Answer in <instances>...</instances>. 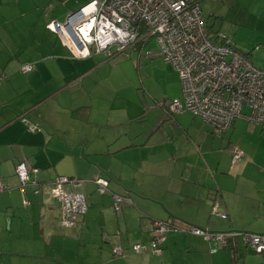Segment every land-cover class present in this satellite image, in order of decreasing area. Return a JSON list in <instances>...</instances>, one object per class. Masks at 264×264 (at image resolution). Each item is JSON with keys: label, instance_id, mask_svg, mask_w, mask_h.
Masks as SVG:
<instances>
[{"label": "crops", "instance_id": "1", "mask_svg": "<svg viewBox=\"0 0 264 264\" xmlns=\"http://www.w3.org/2000/svg\"><path fill=\"white\" fill-rule=\"evenodd\" d=\"M92 1L0 0V264H264V258L246 257L255 253L240 239L226 249L182 232L167 236L161 255L133 252L134 245L150 244L153 221L264 234V126L248 120V107L221 136L188 112L171 114L168 104L182 96L172 65L169 74L178 84L169 97L129 96L119 54L75 58L47 26ZM252 1L264 9V0ZM201 4L209 37L220 44ZM232 45L264 69V59L254 54L264 53V39L250 52ZM29 65L34 70L24 74ZM235 149L245 154L238 163ZM20 165L39 170L24 193ZM58 177L85 182L65 186L85 195L88 207L70 229L61 226V204L50 191ZM98 179L109 181L105 195L97 192ZM245 194L254 203L238 220L233 214ZM113 196L132 205L117 213Z\"/></svg>", "mask_w": 264, "mask_h": 264}, {"label": "built area", "instance_id": "2", "mask_svg": "<svg viewBox=\"0 0 264 264\" xmlns=\"http://www.w3.org/2000/svg\"><path fill=\"white\" fill-rule=\"evenodd\" d=\"M79 13L78 20L70 14L65 22H51L47 26L59 34L75 58L86 59L94 52L111 58L141 41L155 39L161 57L178 73L182 86V98L168 104L171 114L188 112L212 127L216 136H221L248 107L251 111L248 120L264 126V69L238 52L226 36L219 35L220 44L210 39L199 0H93ZM33 70L30 65L21 68L24 74ZM29 130L36 128L29 126ZM244 157L243 151L235 149L233 163ZM38 171L18 166L16 173L22 193L29 184H36L33 179ZM84 183L67 177H58L50 183L53 198L61 204L60 224L65 229L73 228L88 208L85 195L68 192L65 186ZM94 183L100 195L108 192V180L98 179ZM4 190L1 186L0 192ZM113 199L117 213L124 205H132L129 198L113 196ZM214 214L226 218L216 210ZM177 232L202 237L222 248L240 239L254 253L264 255V234L211 233L160 221L152 222L150 244L134 245L133 252L160 255V245L169 234ZM114 254L123 256L121 248H115Z\"/></svg>", "mask_w": 264, "mask_h": 264}, {"label": "rangeland", "instance_id": "3", "mask_svg": "<svg viewBox=\"0 0 264 264\" xmlns=\"http://www.w3.org/2000/svg\"><path fill=\"white\" fill-rule=\"evenodd\" d=\"M200 3H202L204 17L210 20V26H214L215 32L219 31L220 35L226 36L244 51L250 52L261 47L258 45V40L264 39V9L254 6L252 0H202ZM211 13H214L215 17H211ZM147 51L153 52L155 56L151 59L150 56H147ZM113 52H115V49H113ZM254 52L257 57L264 59L262 51L257 52L255 50ZM158 53L160 51L154 39L144 48L140 49L132 46L122 55L119 54L122 66L127 67V70L121 76L123 82L128 86L129 96L135 93L141 96L169 97V93H173V88H177L178 82H175L169 74V69L172 68L171 65L167 64L162 57H159ZM255 55L252 56L254 60H256ZM255 64L259 66L258 62ZM177 78L181 85L179 75H177ZM169 83H172V86ZM135 87L137 89L134 91ZM145 89L148 92H145ZM181 98L182 96L178 99ZM243 113L248 114L249 109L244 108ZM234 147L232 145L230 151H233ZM254 174L259 175L258 172H254ZM241 199V209H236L233 214L238 220L245 217V214L249 211L247 207L250 208L254 203V197L248 198L246 194L245 198ZM259 217L263 218L261 221L264 226V214L259 215ZM262 223L256 224L257 228L262 226ZM252 254L246 255V257H255L261 260L264 258L262 255Z\"/></svg>", "mask_w": 264, "mask_h": 264}, {"label": "trees", "instance_id": "4", "mask_svg": "<svg viewBox=\"0 0 264 264\" xmlns=\"http://www.w3.org/2000/svg\"><path fill=\"white\" fill-rule=\"evenodd\" d=\"M205 22V21H204ZM205 28H206V24H205ZM207 30V29H206ZM233 46V45H232ZM246 56V55H245ZM28 125L29 126H33V127H35L36 128V130L35 131H39V128L37 127V126H34V125H32V124H29L28 123ZM232 127V126H231ZM230 127V128H231ZM229 128V129H230ZM229 131V130H228ZM224 134V133H223ZM172 224V223H171ZM172 225H175V224H172ZM176 226V225H175ZM231 243V242H230ZM230 243H229V245L226 247V249H228V248H230ZM244 244V243H243ZM247 248H249L250 249V247L249 246H247V245H245ZM160 247L162 248V253L164 252V249H163V247H162V244L160 245ZM232 252H234V251H232ZM256 254V253H255ZM161 255V254H160Z\"/></svg>", "mask_w": 264, "mask_h": 264}, {"label": "water", "instance_id": "5", "mask_svg": "<svg viewBox=\"0 0 264 264\" xmlns=\"http://www.w3.org/2000/svg\"><path fill=\"white\" fill-rule=\"evenodd\" d=\"M73 15L76 17L77 20L81 18V13H79V11L74 13Z\"/></svg>", "mask_w": 264, "mask_h": 264}]
</instances>
